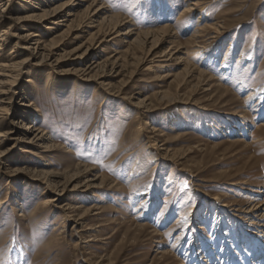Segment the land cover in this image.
I'll return each instance as SVG.
<instances>
[{
    "label": "rangeland",
    "instance_id": "obj_1",
    "mask_svg": "<svg viewBox=\"0 0 264 264\" xmlns=\"http://www.w3.org/2000/svg\"><path fill=\"white\" fill-rule=\"evenodd\" d=\"M101 1L113 15L129 20L124 30L169 27L176 35L169 38L164 49L187 42L197 27L206 28L205 40L214 37L208 42H212L208 44L209 56L216 55L215 65L207 72L220 86L204 83L196 87L195 80L183 83L184 64L173 69V73L181 74L176 81L170 78L161 87L152 86L155 73L141 68L143 50H138L128 70L136 73L130 90L126 96L109 98L99 88L94 91V84L74 83L72 76L60 72L70 66L67 60L61 61L58 78L62 87L33 91L35 106L43 113L41 126L47 128L51 144L60 150L42 153L38 149L36 154L49 164L40 170L63 172L81 164L94 168L92 175L103 176L104 185L95 189L100 192L98 196L87 193L84 187L70 194L71 203L96 205L84 226H100L93 232L97 238L79 250L75 247L78 234L68 241L64 235L70 228L60 233L64 225L60 215L43 209L30 220L42 189L32 188L26 173L14 178L8 174L0 182V202L5 196L9 201L18 194L25 218L17 217L21 209L11 201L4 206L0 213V261L88 264L90 257L101 264H195L199 252L206 256L213 250L210 256L218 259L212 264H250L262 239L245 233L249 217L239 220L236 215L237 210L249 205L251 192H256L259 201L264 200V0ZM188 2H196V11L181 17ZM77 43L63 46L53 58L61 57ZM108 52L106 48L98 56L104 58ZM188 56L190 65L198 67L201 54ZM224 66V72L218 70ZM22 79L25 82L28 77ZM137 91L142 96L167 93L162 99L152 96L153 110L142 127L151 123L160 127L164 134L160 143L167 139L169 149L178 150V158L185 157L178 166L163 165L156 151L139 143V120L131 105L135 100L127 99ZM20 98H16V106ZM241 115L243 120L237 118ZM228 120L235 121L239 131H217L229 127ZM101 147L103 151L98 150ZM27 148L19 142L10 146L4 165L11 170L34 167L32 163L38 158L24 153ZM151 185L155 204L138 197ZM216 197L222 202L209 200ZM108 205L110 208L105 209ZM178 215L184 220L175 225ZM90 235L85 234L84 240Z\"/></svg>",
    "mask_w": 264,
    "mask_h": 264
},
{
    "label": "bare ground",
    "instance_id": "obj_2",
    "mask_svg": "<svg viewBox=\"0 0 264 264\" xmlns=\"http://www.w3.org/2000/svg\"><path fill=\"white\" fill-rule=\"evenodd\" d=\"M195 7H197L196 2L186 4L182 14L180 13L181 17L189 16L190 13L196 11ZM128 23V19L113 15L111 9L101 0H0V182L8 174L11 175L10 178L22 172L28 174L27 179L31 183L30 186L42 189L39 206L29 216L30 220L38 216L43 209L60 215L64 222L60 233L64 234L66 227L70 228L69 232L64 235L68 241L72 240L74 234H78L79 239L75 247L79 250L96 241L97 235L93 232L100 226L96 228L84 226L85 220L89 219L88 215L96 209V205L86 207L82 203H71L70 194L84 187L87 193L98 196L100 192L95 189H100L105 179L103 176L92 175L94 168L91 166L81 164H76L63 172L54 169L40 170L49 164L47 160L41 159L40 155L37 156L36 150L41 149L42 153H51L60 150V147L57 144H51L53 140L51 136H48L47 128L41 126L43 113L35 106L33 91L35 89L48 90L54 87L60 89L62 85L58 78V70L61 68V61L67 60L69 68L60 72L72 76L74 83L83 86L94 84V91L99 88L109 98L126 96L130 90L129 85L133 75L136 74L128 71L129 66L138 50H143L141 68L155 73L150 80L153 83L152 86L161 87L160 85L170 78L176 81L181 74L173 73V69L181 64H184L183 83L187 80H195L196 87L204 83L206 86L212 83L211 87L216 85L219 88L220 86L207 72L210 65H215L216 55L209 56L208 44L212 45V42H208L214 37L205 40L206 28L202 25V27L196 26L197 28L192 31L187 42L183 43L184 45L178 44L175 48L164 49V44L169 41V38L176 35L174 32L175 35L172 34L169 27L163 25L158 29L146 31L131 27L124 30L123 28ZM76 41L78 43L70 51L57 59L53 58L63 46ZM106 48H109L108 56L100 58L98 55ZM191 53L201 54L202 60L198 67L190 65L187 61ZM90 57L92 58L89 60ZM218 70L224 72L226 67H220ZM24 76L28 77L25 82L22 79ZM114 80L117 81L114 82ZM152 96H160L162 99L167 96V93L156 91L151 96H142L141 92L137 91L132 92L127 98L135 100L131 105L135 117L139 120L138 141L156 151L155 154L163 165L178 166L185 157L178 158L181 154L178 150L169 149L170 141L167 139L160 143L164 137L160 127L157 128L153 123L148 128L142 127L146 124L145 118L153 110ZM17 97L21 98L19 105L16 106ZM240 113L244 114V112ZM237 118L243 120L244 116ZM26 121L29 123H25ZM227 125L229 127L223 128L222 126L217 131L237 130L235 121L228 120ZM243 126L244 124L241 123V128ZM18 142L29 146L24 153L38 158L35 163H32L34 167L11 170L4 165L3 160L10 146H15ZM154 191L151 185L143 189L138 197L139 199L144 198V203L151 200L154 203L156 201ZM251 195V199L247 202L249 205L242 210H237L239 213L236 217L239 220L249 217L247 228L253 231L250 232L245 228V233L262 239L261 246L253 254L256 255L255 258H250V264H264V200L259 201L255 198L256 192H251ZM6 197L0 202V213L11 201L12 206L21 209L17 217L25 218L24 207L18 201V194H15L11 200L8 199L9 201ZM209 200L218 204L221 198L216 197ZM221 207H227V205H221ZM109 208L110 205L105 209ZM183 220L182 216L178 215L175 225L182 223ZM137 227L144 230L142 225ZM188 230L191 232L193 229L189 227ZM85 234H91V238L85 241L83 237ZM155 236L161 238L159 234ZM210 253H213V250L206 252V256L203 252H199L195 264L215 262L218 258L210 256ZM162 255V258H165L168 254L166 252ZM86 261L88 264H101L99 260V262L93 261L90 257ZM246 263L249 264L247 261L243 264Z\"/></svg>",
    "mask_w": 264,
    "mask_h": 264
},
{
    "label": "snow or ice",
    "instance_id": "obj_3",
    "mask_svg": "<svg viewBox=\"0 0 264 264\" xmlns=\"http://www.w3.org/2000/svg\"><path fill=\"white\" fill-rule=\"evenodd\" d=\"M137 2H139V0H137ZM99 151H103V148L101 147L100 149H98ZM107 154V153H105ZM185 187H187V185H185ZM0 264H3V261H0Z\"/></svg>",
    "mask_w": 264,
    "mask_h": 264
}]
</instances>
